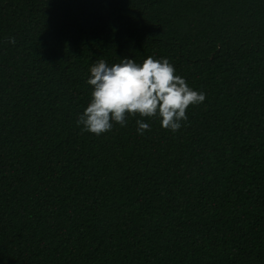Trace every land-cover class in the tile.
<instances>
[{"label":"trees","instance_id":"16d2710c","mask_svg":"<svg viewBox=\"0 0 264 264\" xmlns=\"http://www.w3.org/2000/svg\"><path fill=\"white\" fill-rule=\"evenodd\" d=\"M148 56L206 95L180 130L82 131ZM0 264H264V0H0Z\"/></svg>","mask_w":264,"mask_h":264},{"label":"clouds","instance_id":"9594fccd","mask_svg":"<svg viewBox=\"0 0 264 264\" xmlns=\"http://www.w3.org/2000/svg\"><path fill=\"white\" fill-rule=\"evenodd\" d=\"M9 43L15 44L10 37ZM87 84L91 86V99L77 125L82 131L101 135L112 130L114 124L125 127L127 117L139 114L141 118H161V127L175 133L187 120L190 105L205 101L206 95L191 89L186 80L175 74L167 59L156 60L148 56L142 63L121 59L109 64L99 58L90 67ZM137 132L150 131L149 123L137 119Z\"/></svg>","mask_w":264,"mask_h":264}]
</instances>
